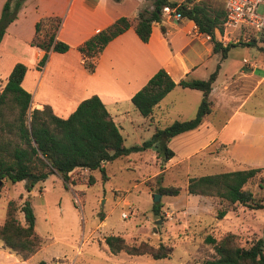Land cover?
<instances>
[{"label":"crops","instance_id":"obj_1","mask_svg":"<svg viewBox=\"0 0 264 264\" xmlns=\"http://www.w3.org/2000/svg\"><path fill=\"white\" fill-rule=\"evenodd\" d=\"M126 1L24 0L0 39V90L12 66L21 63L25 71L20 86L30 95V109H41L47 105L54 115L65 118L79 101L96 95L119 131L123 128L136 131L145 127L148 139L155 127L193 117L190 115H194L201 93L196 89L175 86L154 106L150 117L139 115L130 101L131 95L159 68L177 82L183 78L205 79L218 62L219 68L209 92L210 113L196 128L178 133L167 141V147L174 155L164 163L172 165L198 159L201 151L213 149L217 155L213 160L227 163L229 171L246 167L264 169L263 102L261 99L250 100L264 80V71L257 73L260 71L257 66L243 65L239 70L222 69V60L227 53L220 60L219 55L212 52L208 36L200 34L191 20L173 18L176 24L169 20L152 22L146 42H142L129 26L92 59V71L84 69L77 47L85 39L119 16L133 21L137 13L144 10L139 7V2L146 0H135L130 7L124 5ZM3 2L0 0V9ZM43 17L60 18L55 39L68 45V49L64 52L49 51L44 64L38 68L37 62L43 51L29 42L34 35V23ZM160 25L164 27V33ZM220 74L223 80L218 84ZM171 92L180 93L181 98L162 104L161 101ZM174 108L172 117L175 118L164 124L166 120L163 122V119ZM144 140H136L134 145H140ZM144 151L150 153V148ZM108 163L103 164L105 174ZM80 171L86 173L85 169ZM33 229L38 234L34 226ZM88 239L89 233L84 242ZM39 250L22 258L0 242V264H30ZM76 250L75 246L70 261L57 254L40 260L58 262V259H63L60 264H87L75 262Z\"/></svg>","mask_w":264,"mask_h":264},{"label":"trees","instance_id":"obj_2","mask_svg":"<svg viewBox=\"0 0 264 264\" xmlns=\"http://www.w3.org/2000/svg\"><path fill=\"white\" fill-rule=\"evenodd\" d=\"M24 0H4L0 9V39L5 27L14 20ZM152 9L141 10L133 21L119 16L106 27L85 39L77 50L82 55V64L86 71L93 69L92 59L97 57L103 47L115 36L132 26L136 36L146 42L152 22H160L161 9H174L183 18L191 20L200 34L208 36L212 52L219 54V59L226 57L227 51L239 44H222L214 37V30L221 32L223 8L206 4L203 0L191 2L184 0L176 3L169 0H151ZM60 24L58 17H43L34 23V35L29 44L43 51L37 62L41 67L49 51L64 52L68 45L55 39ZM162 33L165 29L159 26ZM259 38L264 33H259ZM219 68L214 69L205 79H180L174 82L159 68L134 92L130 101L139 115L150 117L154 106L175 86L199 90L201 97L193 117L185 120H173L163 127H155L150 137L140 145L124 146L123 137L112 121L109 113L96 95L82 99L65 118L54 115L49 106L30 109V95L20 86L25 66L15 63L7 75L0 90V180L11 183L24 181L26 191L45 178L56 173L64 187L77 184L70 179L76 170L85 169L89 185L93 182L91 172L97 170L102 179H106L103 164L124 157L131 152L153 148L163 161L174 153L167 147V141L178 133L196 128L211 111L209 92ZM8 114H12L9 116ZM27 119V123H26ZM261 167H246L239 170L223 171L213 174L189 176L185 191L190 195L213 196L233 208L236 204L251 209L264 208L261 200H255L244 184L253 178ZM159 195H177V186H158ZM29 199L17 207L13 200L5 205L4 218L0 223V242L22 258L34 253L42 243V238L34 232V216ZM160 204L152 208L157 212ZM22 213L23 222L16 218L15 212ZM226 210H218L216 217L221 218ZM264 233V226L262 228ZM215 256L204 264H264V241L254 239L248 246H241L234 233L227 232L219 239L207 237ZM103 242L112 253L124 252L128 255L148 254L154 259L164 258L169 248L159 244L151 246L145 241L128 244L119 235H106ZM36 264H55L38 261Z\"/></svg>","mask_w":264,"mask_h":264},{"label":"rangeland","instance_id":"obj_3","mask_svg":"<svg viewBox=\"0 0 264 264\" xmlns=\"http://www.w3.org/2000/svg\"><path fill=\"white\" fill-rule=\"evenodd\" d=\"M169 1L180 3L184 0ZM194 1L198 0H191ZM203 1L214 7L222 6V0ZM134 3L135 0H127L124 5L130 7ZM139 7L151 10V0L139 2ZM173 14L171 9L163 7L160 21L169 20L176 24ZM220 34L221 37H218L214 33V37L222 44L228 41L239 43L227 51V57L222 60V69L239 70L243 65L257 66L260 70L257 73L264 71V37L260 39L257 33L242 28L226 32L221 30ZM221 80L222 74L217 83H221ZM180 98V93L171 92L161 103L168 100L178 101ZM254 99H261L264 110V80L250 98ZM174 110L175 108L171 110V115L163 119V122L166 120L164 124L175 118L172 117ZM120 133L125 146L134 145L136 140H146L148 136L145 127L136 131L123 128ZM152 149L150 148V153L144 150L134 151L129 153L128 158L124 156L108 163L105 174L108 179H102L99 171H93L91 185L88 183L87 174L80 170H76L70 178L77 185L68 183L67 187L62 185L60 177L54 173L47 176L42 183L34 184L29 191H26L24 181L11 183L2 179L0 223L3 221L8 200H13L19 207L26 198L29 199L34 228L42 238L40 250L30 264H36V260L41 257L48 258L56 254L63 255L70 261L75 246L76 263L204 264L215 256L211 244L206 241L207 237L219 239L225 233L231 232L244 247L259 237L264 241V208L251 209L240 204L232 208L217 197L190 195L185 191L189 176L230 170L227 163L213 160L217 156L215 150L204 149L198 159H188L171 165L164 163ZM169 185L177 186L178 194L160 195L153 202L152 196L157 193L158 186ZM243 187L252 192L255 200L264 203V169L257 172ZM74 195L78 198L77 204L73 200ZM157 202L160 206L155 212L152 206ZM222 209L226 210L225 214L217 218L216 212ZM15 215L22 223V213L16 210ZM88 233L89 239L84 242ZM106 235H119L128 244H137L140 241L153 247L161 244L170 250L164 258L159 259L148 254L128 255L121 251L112 253L103 243ZM68 244L72 246L68 247ZM61 261L63 259H58V262L53 260L55 264H60Z\"/></svg>","mask_w":264,"mask_h":264},{"label":"built area","instance_id":"obj_4","mask_svg":"<svg viewBox=\"0 0 264 264\" xmlns=\"http://www.w3.org/2000/svg\"><path fill=\"white\" fill-rule=\"evenodd\" d=\"M223 19L221 30L223 32L233 31L238 28L255 32L264 33V0H222ZM174 19H180V15L174 9ZM215 36L221 37L219 30L214 31ZM223 36V34H222ZM74 202L78 203L76 195L73 197ZM125 217L124 213H121Z\"/></svg>","mask_w":264,"mask_h":264},{"label":"water","instance_id":"obj_5","mask_svg":"<svg viewBox=\"0 0 264 264\" xmlns=\"http://www.w3.org/2000/svg\"><path fill=\"white\" fill-rule=\"evenodd\" d=\"M159 197H160L159 194H157V193L153 194V196H152V201H153V202L157 201V200L159 199Z\"/></svg>","mask_w":264,"mask_h":264}]
</instances>
